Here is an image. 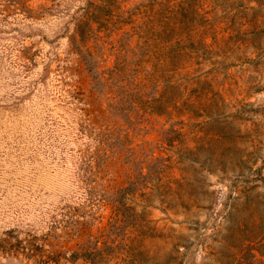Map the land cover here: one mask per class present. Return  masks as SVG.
I'll return each instance as SVG.
<instances>
[{
	"label": "rangeland",
	"instance_id": "374dc122",
	"mask_svg": "<svg viewBox=\"0 0 264 264\" xmlns=\"http://www.w3.org/2000/svg\"><path fill=\"white\" fill-rule=\"evenodd\" d=\"M0 264H264V0H0Z\"/></svg>",
	"mask_w": 264,
	"mask_h": 264
}]
</instances>
